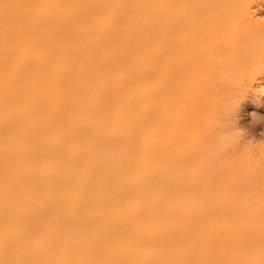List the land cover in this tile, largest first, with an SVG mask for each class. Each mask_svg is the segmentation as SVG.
I'll use <instances>...</instances> for the list:
<instances>
[{"label":"bare ground","instance_id":"6f19581e","mask_svg":"<svg viewBox=\"0 0 264 264\" xmlns=\"http://www.w3.org/2000/svg\"><path fill=\"white\" fill-rule=\"evenodd\" d=\"M259 1L0 0V264H264Z\"/></svg>","mask_w":264,"mask_h":264},{"label":"rangeland","instance_id":"374dc122","mask_svg":"<svg viewBox=\"0 0 264 264\" xmlns=\"http://www.w3.org/2000/svg\"><path fill=\"white\" fill-rule=\"evenodd\" d=\"M257 16L264 21V0L255 6ZM237 100L224 115V123L229 126L230 134L237 141V149L242 152L250 146L258 147L264 145V75H256V79L250 84L246 80L238 79L234 88ZM230 88L227 91L230 92ZM232 91V90H231ZM222 209L239 214L244 210L256 211L252 219L262 218L264 224V205H224ZM226 216L231 224L235 216ZM237 218L243 219L241 215Z\"/></svg>","mask_w":264,"mask_h":264},{"label":"clouds","instance_id":"9594fccd","mask_svg":"<svg viewBox=\"0 0 264 264\" xmlns=\"http://www.w3.org/2000/svg\"><path fill=\"white\" fill-rule=\"evenodd\" d=\"M237 141H230L226 146H225V148L223 149V150H230L231 149V147H233L234 146V144L236 143Z\"/></svg>","mask_w":264,"mask_h":264}]
</instances>
